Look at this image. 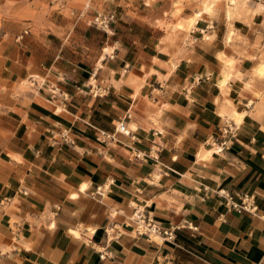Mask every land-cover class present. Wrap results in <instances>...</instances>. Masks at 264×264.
I'll use <instances>...</instances> for the list:
<instances>
[{
	"label": "crops",
	"instance_id": "1",
	"mask_svg": "<svg viewBox=\"0 0 264 264\" xmlns=\"http://www.w3.org/2000/svg\"><path fill=\"white\" fill-rule=\"evenodd\" d=\"M1 1L33 12L18 46L0 21L5 78L43 85L0 117V264H264V0ZM96 12L115 14L108 30ZM121 120L130 135L98 139ZM133 206L174 240L137 234Z\"/></svg>",
	"mask_w": 264,
	"mask_h": 264
},
{
	"label": "built area",
	"instance_id": "2",
	"mask_svg": "<svg viewBox=\"0 0 264 264\" xmlns=\"http://www.w3.org/2000/svg\"><path fill=\"white\" fill-rule=\"evenodd\" d=\"M62 0H50V4L56 6V9L61 7ZM90 6L86 4L82 9L80 15L89 14ZM115 19V14L112 12H96L92 14L87 19L89 24L95 25L98 28L106 31L110 28V25ZM22 34L16 36V41H20ZM31 85L41 86L43 82H39L33 77H29ZM50 96L54 99L60 98L62 101L67 100V94L61 91L54 84H49ZM235 127L232 124L225 123L220 130L221 137L218 140H214V146L216 152H221L223 149L227 148L234 137ZM121 133L125 135H130V131L126 128V125L121 120L119 121L115 128L114 132L107 133L103 130H98V139L105 143L109 141L116 140V134ZM134 139V136H131ZM62 139L65 142L72 143V140L67 137V131L62 132ZM94 194H101L100 187H97L94 191ZM216 194L225 199V204L228 210H234L237 212L246 211L254 212L257 209L254 196L248 193H242L238 198H234L229 192L225 190H217ZM130 220L134 224V230L137 234L145 235L151 240H161V241H173L175 238V229L176 227H163L159 225L153 217L145 212L143 208L133 206V212L131 214ZM108 233V232H107ZM103 256V255H101Z\"/></svg>",
	"mask_w": 264,
	"mask_h": 264
},
{
	"label": "rangeland",
	"instance_id": "3",
	"mask_svg": "<svg viewBox=\"0 0 264 264\" xmlns=\"http://www.w3.org/2000/svg\"><path fill=\"white\" fill-rule=\"evenodd\" d=\"M215 1L216 0H212L211 2H205L203 5V8L207 5L214 4ZM233 1L234 2H232L231 0V2L235 4L236 1L235 0ZM1 2L2 3L0 5V21L2 19H8V21L6 22L5 28L11 34L15 35V36H12V41L14 44H17L18 46L19 41H16L15 39H16V36L22 33V32L20 33L22 24L21 22H19V20H21L22 18H26L27 16H31L32 15L31 13L33 12L31 10H28L26 8H21V7L11 10V6L14 4V2L12 1H1ZM42 6L43 8L48 9L47 4H43ZM51 6L52 8H56V6L55 7H53V5ZM10 11H12V13H10ZM198 17H199V14H196V16L190 18L186 23L181 24L180 25L181 28H187V29L190 28L195 23ZM11 18L14 20H11ZM6 42H11L9 35L3 37V32H0V114H1L0 117L3 116L2 114L6 110L5 104L10 99L12 100L17 99L19 96L23 95L26 92H34L37 87L35 85H31L30 79L28 78L17 79L14 81H10L8 80L9 78L8 79L5 78V72L7 71V69H9V64L7 63L5 64L4 62V56L7 51V49H5V46H4Z\"/></svg>",
	"mask_w": 264,
	"mask_h": 264
},
{
	"label": "bare ground",
	"instance_id": "4",
	"mask_svg": "<svg viewBox=\"0 0 264 264\" xmlns=\"http://www.w3.org/2000/svg\"><path fill=\"white\" fill-rule=\"evenodd\" d=\"M232 2H234L233 0H232ZM211 10V5H207V6H205V8L203 9V11H207L208 13H209V11ZM212 11V10H211ZM210 11V12H211ZM229 38L231 37V35L230 36H228ZM226 61V60H225ZM230 64V63H229ZM230 66V65H229ZM256 72L258 73V75H264V63H262V64H259L257 67H256ZM225 81H226V79H225ZM224 81V82H225Z\"/></svg>",
	"mask_w": 264,
	"mask_h": 264
}]
</instances>
